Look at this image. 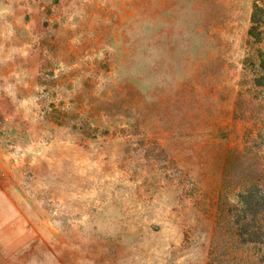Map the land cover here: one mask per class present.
Segmentation results:
<instances>
[{
  "label": "rangeland",
  "instance_id": "obj_1",
  "mask_svg": "<svg viewBox=\"0 0 264 264\" xmlns=\"http://www.w3.org/2000/svg\"><path fill=\"white\" fill-rule=\"evenodd\" d=\"M0 134V264H264V0H0Z\"/></svg>",
  "mask_w": 264,
  "mask_h": 264
},
{
  "label": "trees",
  "instance_id": "obj_2",
  "mask_svg": "<svg viewBox=\"0 0 264 264\" xmlns=\"http://www.w3.org/2000/svg\"><path fill=\"white\" fill-rule=\"evenodd\" d=\"M254 24H257L256 21H253ZM246 196V195H245ZM241 196L243 198V201L246 202V200L249 199V197ZM234 230L231 231L232 239L235 240L237 244L240 245H256L259 243V236L257 235L258 232L254 229L251 230L248 224H245V222L234 224Z\"/></svg>",
  "mask_w": 264,
  "mask_h": 264
},
{
  "label": "built area",
  "instance_id": "obj_3",
  "mask_svg": "<svg viewBox=\"0 0 264 264\" xmlns=\"http://www.w3.org/2000/svg\"><path fill=\"white\" fill-rule=\"evenodd\" d=\"M0 139H1V134H0Z\"/></svg>",
  "mask_w": 264,
  "mask_h": 264
}]
</instances>
